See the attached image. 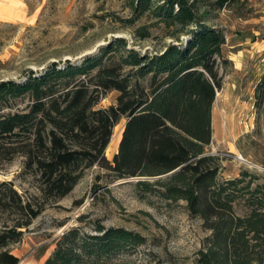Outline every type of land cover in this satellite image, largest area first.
I'll use <instances>...</instances> for the list:
<instances>
[{"label":"rangeland","instance_id":"1","mask_svg":"<svg viewBox=\"0 0 264 264\" xmlns=\"http://www.w3.org/2000/svg\"><path fill=\"white\" fill-rule=\"evenodd\" d=\"M163 2L147 0V9L139 0H0V82H24L55 61L78 64L106 52L110 65L131 49L154 55L186 43L191 35L153 9ZM201 3L203 21L225 34L221 55H214L223 86L212 106V140L205 152L221 156L217 181L245 173L239 187H248L236 192L233 204L236 213L245 215L252 211L250 191L264 184V106H255L256 86L264 74V0H237L223 8L211 0ZM130 71L136 68L124 65L123 72ZM96 72L94 68L92 74ZM139 75L132 82L149 87L152 73ZM119 94L115 88L102 92L96 108L117 104ZM30 101L28 95L0 98V118L26 109ZM126 122L122 116L113 128L105 149L111 161ZM15 144L14 138H0V183L12 182L23 198L43 207L7 247L19 257L17 264H43L61 242L77 245L76 264H203L202 251L211 247L213 263H227L221 247L225 242L215 241V230L208 226L217 218L191 213L185 199L168 192L170 174L118 177L95 163L69 193L52 198L40 192V181L25 167ZM19 217L11 206L0 204V228L12 227ZM102 227H123L141 238L99 251L93 241ZM250 247L243 261L264 264L261 241L250 240Z\"/></svg>","mask_w":264,"mask_h":264},{"label":"trees","instance_id":"2","mask_svg":"<svg viewBox=\"0 0 264 264\" xmlns=\"http://www.w3.org/2000/svg\"><path fill=\"white\" fill-rule=\"evenodd\" d=\"M146 1L139 0V4L150 9ZM202 1L209 0H164L153 7L168 24L191 35L186 43L169 45L154 55L131 49L110 65H106V52L78 64L68 61L60 66L55 61L46 70L33 71L24 82H0V98L13 94L31 98L26 109L0 118V138H14V149L40 181V192L52 198L69 193L95 163L118 177L163 174L179 167L167 176L171 184L167 191L185 199L191 213L217 218L208 226L215 230V241L225 242L221 247L230 261L225 264H249L243 258H249L250 240L264 245V184L255 192L249 190L253 192L251 213H236L235 194L248 187H239L245 173L217 181L221 156L205 152L212 140V106L223 86L214 55H221L225 34L203 21ZM235 2L211 0L210 4L223 8ZM124 65L136 71L124 73ZM94 68L97 72L92 74ZM136 72L143 78L152 73L149 87L140 80L132 82ZM113 88L120 91L117 104L96 108L102 92ZM255 97V106H264V74ZM122 116L127 122L111 161L105 149ZM0 204L20 215L12 227L0 228V264H17L19 257L7 247L20 239L18 229L30 225L43 207L23 198L6 181L0 183ZM100 231L102 235L93 241L99 251L141 238L123 227ZM76 248V244L61 242L43 264H76ZM215 253L212 247L202 251L200 261L214 264Z\"/></svg>","mask_w":264,"mask_h":264},{"label":"water","instance_id":"3","mask_svg":"<svg viewBox=\"0 0 264 264\" xmlns=\"http://www.w3.org/2000/svg\"><path fill=\"white\" fill-rule=\"evenodd\" d=\"M178 168H179V167H178ZM178 168H176V169H174V170H172V171H170V172H168V173H166V174H171V173L175 172Z\"/></svg>","mask_w":264,"mask_h":264},{"label":"crops","instance_id":"4","mask_svg":"<svg viewBox=\"0 0 264 264\" xmlns=\"http://www.w3.org/2000/svg\"><path fill=\"white\" fill-rule=\"evenodd\" d=\"M224 94H225L226 97H230V96H232L231 94H228V93H226V92H225Z\"/></svg>","mask_w":264,"mask_h":264},{"label":"bare ground","instance_id":"5","mask_svg":"<svg viewBox=\"0 0 264 264\" xmlns=\"http://www.w3.org/2000/svg\"><path fill=\"white\" fill-rule=\"evenodd\" d=\"M113 138H114V135H113ZM120 138H121V136H120Z\"/></svg>","mask_w":264,"mask_h":264},{"label":"built area","instance_id":"6","mask_svg":"<svg viewBox=\"0 0 264 264\" xmlns=\"http://www.w3.org/2000/svg\"><path fill=\"white\" fill-rule=\"evenodd\" d=\"M240 157L242 158V156L240 155Z\"/></svg>","mask_w":264,"mask_h":264}]
</instances>
